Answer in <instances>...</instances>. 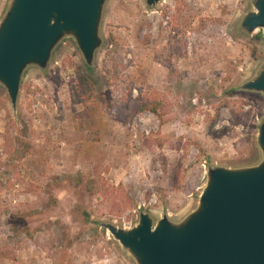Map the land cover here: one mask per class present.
<instances>
[{
  "label": "rangeland",
  "instance_id": "obj_1",
  "mask_svg": "<svg viewBox=\"0 0 264 264\" xmlns=\"http://www.w3.org/2000/svg\"><path fill=\"white\" fill-rule=\"evenodd\" d=\"M250 1L160 0L151 10L144 0H108L89 74L92 121L72 103L70 63L85 64L69 39L45 70L24 71L15 112L0 87V251L15 258L0 264H134L99 223L129 229L140 211L177 223L195 209L208 166L260 161L264 97L236 90L264 62L260 30L238 27ZM8 2L0 0V20ZM144 94L164 98L161 126L135 113ZM96 176L131 189L134 205L113 216L77 186Z\"/></svg>",
  "mask_w": 264,
  "mask_h": 264
},
{
  "label": "water",
  "instance_id": "obj_2",
  "mask_svg": "<svg viewBox=\"0 0 264 264\" xmlns=\"http://www.w3.org/2000/svg\"><path fill=\"white\" fill-rule=\"evenodd\" d=\"M108 0H9L0 20V87L13 112L26 69L45 70L55 48L73 41L92 69L102 46L100 26ZM160 0H144L155 9ZM239 30L264 40V0H251ZM238 92L264 97V62ZM260 161L249 167L208 166L196 207L174 223L140 211L122 229L99 223L134 264H264V114L256 125Z\"/></svg>",
  "mask_w": 264,
  "mask_h": 264
},
{
  "label": "trees",
  "instance_id": "obj_3",
  "mask_svg": "<svg viewBox=\"0 0 264 264\" xmlns=\"http://www.w3.org/2000/svg\"><path fill=\"white\" fill-rule=\"evenodd\" d=\"M178 18H174V25L170 27L171 31L176 33L179 29ZM113 53V52H112ZM74 68L76 76V84L72 87V103L81 107V115L86 121L96 119V106L94 102V91L92 80L90 78L91 69L85 68V72L77 65L70 63ZM234 91V90H233ZM4 110V103L0 101V112ZM136 114L149 113L156 117L161 126L164 123V116L167 113V105L164 98L159 95L144 94L140 96L136 105ZM237 122V121H236ZM213 124V123H212ZM211 130V127H210ZM211 133V131H210ZM214 136V133H211ZM219 136V135H215ZM4 137V136H2ZM22 155L19 156L21 158ZM178 170L173 172L174 180L177 178ZM86 185V190L90 195L100 198L101 204L107 203L111 209L115 208L116 213L113 216H120L125 209L131 208L134 205L131 196V189L124 190L121 185L113 187L100 176H96L91 181L78 180L77 186ZM176 183H173L175 185ZM33 194V193H32ZM0 259H15L12 255L0 251Z\"/></svg>",
  "mask_w": 264,
  "mask_h": 264
},
{
  "label": "built area",
  "instance_id": "obj_4",
  "mask_svg": "<svg viewBox=\"0 0 264 264\" xmlns=\"http://www.w3.org/2000/svg\"><path fill=\"white\" fill-rule=\"evenodd\" d=\"M136 209H137V211H139L140 210V206H138Z\"/></svg>",
  "mask_w": 264,
  "mask_h": 264
}]
</instances>
